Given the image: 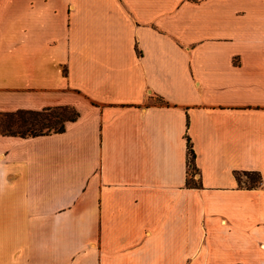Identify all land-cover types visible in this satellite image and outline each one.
Listing matches in <instances>:
<instances>
[{"label": "crops", "instance_id": "crops-1", "mask_svg": "<svg viewBox=\"0 0 264 264\" xmlns=\"http://www.w3.org/2000/svg\"><path fill=\"white\" fill-rule=\"evenodd\" d=\"M65 104L0 133V264H264V0H0V110Z\"/></svg>", "mask_w": 264, "mask_h": 264}, {"label": "trees", "instance_id": "trees-1", "mask_svg": "<svg viewBox=\"0 0 264 264\" xmlns=\"http://www.w3.org/2000/svg\"><path fill=\"white\" fill-rule=\"evenodd\" d=\"M77 114L78 111L73 106L66 104L46 106L41 109L0 110V133L27 136L62 131L65 128V122L74 119ZM187 149L191 165L195 153L189 136H187ZM190 169L189 182L199 186L200 182L194 178L196 168L192 165ZM243 174L248 177L249 181L245 182L248 187L258 185L262 181L257 171H243ZM237 177L240 181L241 174L237 173Z\"/></svg>", "mask_w": 264, "mask_h": 264}, {"label": "rangeland", "instance_id": "rangeland-1", "mask_svg": "<svg viewBox=\"0 0 264 264\" xmlns=\"http://www.w3.org/2000/svg\"><path fill=\"white\" fill-rule=\"evenodd\" d=\"M57 110V109H56ZM242 179L244 180V182H248V177L246 175H242Z\"/></svg>", "mask_w": 264, "mask_h": 264}, {"label": "built area", "instance_id": "built-area-1", "mask_svg": "<svg viewBox=\"0 0 264 264\" xmlns=\"http://www.w3.org/2000/svg\"><path fill=\"white\" fill-rule=\"evenodd\" d=\"M189 163H190V161H189Z\"/></svg>", "mask_w": 264, "mask_h": 264}]
</instances>
